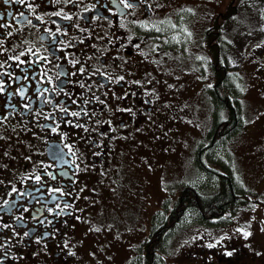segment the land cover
Here are the masks:
<instances>
[{
	"label": "flooded vegetation",
	"instance_id": "flooded-vegetation-1",
	"mask_svg": "<svg viewBox=\"0 0 264 264\" xmlns=\"http://www.w3.org/2000/svg\"><path fill=\"white\" fill-rule=\"evenodd\" d=\"M202 6L0 0V264H82L81 255L86 263L106 264L87 239L83 218L92 187L116 166L125 141L164 120L173 135L181 106L172 104L195 95L213 103L210 125L229 120L227 106L218 107L236 99L220 43L225 11L207 16L200 42ZM177 17L191 32L182 48L172 46L167 28ZM210 29L212 43L205 38ZM262 41L250 50L247 70L264 82ZM159 63L170 73L166 85L157 81ZM184 77L190 85L181 95ZM259 119L253 129L264 139V114ZM228 232L199 248L213 255L205 264H264V223L248 232L247 243Z\"/></svg>",
	"mask_w": 264,
	"mask_h": 264
},
{
	"label": "rangeland",
	"instance_id": "rangeland-1",
	"mask_svg": "<svg viewBox=\"0 0 264 264\" xmlns=\"http://www.w3.org/2000/svg\"><path fill=\"white\" fill-rule=\"evenodd\" d=\"M195 2L203 3L204 18L197 30L200 42L210 23L207 16L224 12L230 4L234 7L227 21L220 19L223 21L220 43L226 65H230L235 78L243 119L240 129L214 149L219 165L210 163L213 167H208L222 166L243 197L231 204L215 223L202 222L196 214L181 221L160 250L156 264H205L214 260L213 255L209 251L202 253L199 248L216 245L221 230L235 232L247 243L248 232L264 223V139L262 131L253 129L255 121L260 122L264 114V82L251 75L249 65L247 70L250 50L258 47L256 43L264 42V3L261 0H192ZM182 19L177 17L173 24L167 25L174 48L184 45L187 37L191 38L189 27ZM202 60L201 56L195 58L198 64ZM157 67L160 72L156 75L157 81L166 85L170 79L166 63H159ZM184 80L181 95L190 85L189 79L184 77ZM172 106H181L173 135L165 120L137 130L115 157L116 166L92 187L82 226L97 255L103 253L106 264H139L141 242L160 217L169 212L183 185H193L199 192H213L218 187L212 175L194 160V153L204 142L214 118L213 103L195 95ZM202 237L205 238L202 244L195 250L190 249ZM78 257L77 263L89 264L83 255Z\"/></svg>",
	"mask_w": 264,
	"mask_h": 264
},
{
	"label": "trees",
	"instance_id": "trees-1",
	"mask_svg": "<svg viewBox=\"0 0 264 264\" xmlns=\"http://www.w3.org/2000/svg\"><path fill=\"white\" fill-rule=\"evenodd\" d=\"M261 1L264 3V0ZM233 12L234 7L230 4L222 19L229 18ZM214 36L215 34L211 29L206 31L205 38L209 43H212ZM224 85L231 88L230 84L222 81L221 87L224 88ZM221 105L227 106L230 110L229 120L226 122L216 121L207 134V138L211 140V143L209 145L202 144L194 154L198 166L211 174L213 181H217V189L213 192H199L193 185H183L169 212L160 217L159 221L141 242L140 249L144 254L140 256L139 264H156L159 252L168 241L174 228L188 216L196 214L202 222H216L222 218L231 204L240 201L243 197L236 190V183L232 176L223 170L222 166H218V169H212L207 165L208 163H216L214 149L225 143L230 136L240 129L241 110L238 100L235 99L231 102V105L227 101H221L218 107Z\"/></svg>",
	"mask_w": 264,
	"mask_h": 264
}]
</instances>
